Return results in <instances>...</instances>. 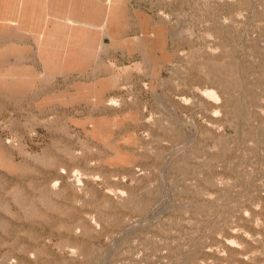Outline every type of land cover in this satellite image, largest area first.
<instances>
[{
  "label": "rangeland",
  "instance_id": "374dc122",
  "mask_svg": "<svg viewBox=\"0 0 264 264\" xmlns=\"http://www.w3.org/2000/svg\"><path fill=\"white\" fill-rule=\"evenodd\" d=\"M103 7L0 36V264H264V0Z\"/></svg>",
  "mask_w": 264,
  "mask_h": 264
},
{
  "label": "crops",
  "instance_id": "0c3cea01",
  "mask_svg": "<svg viewBox=\"0 0 264 264\" xmlns=\"http://www.w3.org/2000/svg\"><path fill=\"white\" fill-rule=\"evenodd\" d=\"M104 9L103 0H0V36L16 32L19 39H24L26 32H31L32 38L40 40L38 50L44 62L53 52L69 65H75L80 49L91 45L82 41L86 33L79 21L99 20ZM50 18L55 20L52 30L47 26ZM28 47L11 45L10 51L23 54ZM12 72L16 81L25 82L24 72Z\"/></svg>",
  "mask_w": 264,
  "mask_h": 264
}]
</instances>
